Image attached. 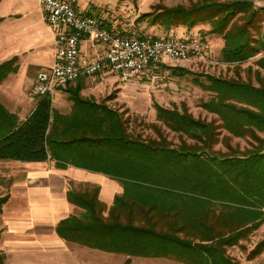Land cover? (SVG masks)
Returning <instances> with one entry per match:
<instances>
[{"label":"trees","instance_id":"1","mask_svg":"<svg viewBox=\"0 0 264 264\" xmlns=\"http://www.w3.org/2000/svg\"><path fill=\"white\" fill-rule=\"evenodd\" d=\"M261 11L264 6L257 11L248 0L157 3L137 21L163 28L164 35L178 26L190 29L206 22L208 32L223 39L220 60L237 64L258 52L254 44L264 48V33L261 40L250 33L264 20ZM157 37L161 36H150ZM12 61L0 66V81ZM255 63L264 69V57ZM206 80L207 84H200L211 95L200 106L214 114L228 134L251 138L249 148L224 144L225 151L213 150L218 141L215 118H194L177 107L156 105L155 114L178 135V144L156 125H152L154 137H142L128 129L119 110L82 98V85L76 83L75 88L70 84L64 88L72 105L65 114L53 110L48 96L37 97L33 110L21 121L0 103V160L50 159L58 168L72 165L119 182L121 192L109 206L99 198L97 184L67 191L68 202L80 211L55 226L66 241L125 254L123 264L133 256L183 264H235L225 248L264 221V82L254 85L210 75ZM7 197L0 195V213ZM4 259L0 253V264Z\"/></svg>","mask_w":264,"mask_h":264},{"label":"rangeland","instance_id":"2","mask_svg":"<svg viewBox=\"0 0 264 264\" xmlns=\"http://www.w3.org/2000/svg\"><path fill=\"white\" fill-rule=\"evenodd\" d=\"M193 1L196 0H77L80 10L86 9L95 16L100 15L104 19L111 20L124 31L140 30L161 37L182 39L196 33L201 37L204 48L203 55L195 53L181 61L162 56L156 71L146 72L127 81H122L117 73L102 71V77L95 74L84 79V87L80 88L79 94L82 98L119 110L128 129L142 137H154L152 125H156L168 140L178 144L180 141L178 135L168 131L156 119L155 114L156 105L166 109L177 107L180 110L185 109L194 118H203L207 121L215 118V124L218 126V141L213 144V150L225 151L224 144H228L232 149L249 148L253 141L251 138L248 136L239 138L228 134L220 127L217 117L200 106V103L211 95L200 83L207 84L206 75L239 78L248 80L254 85H258L260 80L264 82V69L258 68L255 63L258 58L264 57V48L259 47L260 43L254 44L258 48L255 55L237 64L226 63L220 60L223 39L220 35L209 33L210 25L206 22L190 29L184 26L172 28V32L170 30L171 33L166 36L163 28L149 26L146 21H137L141 13L150 11L157 3L175 6L188 5ZM248 1L257 11L264 6V0ZM260 14L264 15V11ZM0 17V66L13 60L8 65L9 73L0 81V103L6 109L2 102L11 103L21 100L20 104H22L32 100L36 104L39 96L33 90V81L40 69H48L53 63L52 39L53 34L54 38L56 37L57 28L47 23L45 12L38 0H0ZM250 33L254 40L263 38L262 21L257 23V28L251 29ZM172 67L182 68L184 71L178 70L174 73L171 72ZM67 86L69 85L56 88L51 98L53 110L64 114L68 113L72 106L63 91ZM16 117L19 118L18 115ZM224 139L227 140L226 143H223ZM186 142H189V139H186ZM21 167L19 164L13 165L12 161L0 163L1 196L8 192L7 178H10L11 185L18 178L14 176V172H21ZM88 184L92 183H69L70 189L76 190L83 189ZM4 205L5 203L1 207V212ZM262 241H264V221L247 237L240 239L236 245L225 248L228 259L235 264H264V246L258 247ZM0 249V253L3 254L5 249L1 244ZM254 250L257 251L253 252ZM15 263L17 262L13 259V264Z\"/></svg>","mask_w":264,"mask_h":264},{"label":"crops","instance_id":"3","mask_svg":"<svg viewBox=\"0 0 264 264\" xmlns=\"http://www.w3.org/2000/svg\"><path fill=\"white\" fill-rule=\"evenodd\" d=\"M69 2L78 12L95 16L87 12L86 9L80 10L77 0H69ZM95 17L99 18L105 27L123 35L132 34L147 37L156 35L140 30L124 31L111 20L104 19L100 15ZM171 32L169 31V33ZM53 40L54 34L52 47ZM79 48L81 53L87 54L91 58L98 57L101 51L100 45L92 44L85 38L80 40ZM97 74L98 77H102L103 73ZM84 79L86 78H81L80 82L76 80L70 83L71 88H75L78 84L82 85V89ZM65 93L67 97V92L65 91ZM20 101L15 100L11 103L1 101L7 109L9 108V112L18 115V121L23 120L35 106V102L32 100L28 103L25 101L22 104H20ZM6 161H12L13 165L19 164L22 169L21 172H14V176L18 178L11 185L10 178H7L9 189L5 194L8 197L3 206V211L0 213V244L5 249L3 250L4 264H13V259L17 262L15 264L124 263L128 258L125 254L106 252L76 242L66 241L59 237L55 231V226L61 219L80 211V208L75 207L67 200V191L71 188L69 183L99 185V198L106 206H109L113 196L121 192L119 182L101 173L91 172L72 165L58 168L54 165V161L50 159L42 162L0 160V163L3 164ZM128 264L183 263L163 257L133 256L130 257Z\"/></svg>","mask_w":264,"mask_h":264},{"label":"built area","instance_id":"4","mask_svg":"<svg viewBox=\"0 0 264 264\" xmlns=\"http://www.w3.org/2000/svg\"><path fill=\"white\" fill-rule=\"evenodd\" d=\"M38 1L47 23L57 28L53 63L48 69H40L33 81V90L39 97L51 98L56 88L102 71L117 73L127 81L156 71L161 57L172 53L203 55L199 35L185 39L122 35L108 30L96 17L78 12L69 0ZM83 38L101 46L98 57L81 53L79 42Z\"/></svg>","mask_w":264,"mask_h":264},{"label":"bare ground","instance_id":"5","mask_svg":"<svg viewBox=\"0 0 264 264\" xmlns=\"http://www.w3.org/2000/svg\"><path fill=\"white\" fill-rule=\"evenodd\" d=\"M262 26L264 28V20H262ZM193 34L198 35L196 33H193ZM200 40H202L201 37H200ZM187 56H189V55H181L179 53H172L170 55H167L166 57L170 58L171 60L176 59V60L181 61V60H184Z\"/></svg>","mask_w":264,"mask_h":264}]
</instances>
